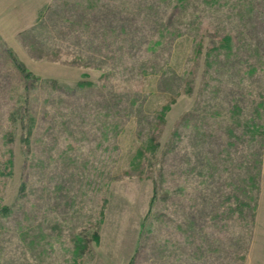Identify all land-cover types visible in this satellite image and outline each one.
<instances>
[{"label": "rangeland", "instance_id": "374dc122", "mask_svg": "<svg viewBox=\"0 0 264 264\" xmlns=\"http://www.w3.org/2000/svg\"><path fill=\"white\" fill-rule=\"evenodd\" d=\"M174 3L0 37V264H264V0Z\"/></svg>", "mask_w": 264, "mask_h": 264}, {"label": "crops", "instance_id": "0c3cea01", "mask_svg": "<svg viewBox=\"0 0 264 264\" xmlns=\"http://www.w3.org/2000/svg\"><path fill=\"white\" fill-rule=\"evenodd\" d=\"M51 2L52 0H0V37L7 43L16 45L19 31L38 23Z\"/></svg>", "mask_w": 264, "mask_h": 264}, {"label": "trees", "instance_id": "16d2710c", "mask_svg": "<svg viewBox=\"0 0 264 264\" xmlns=\"http://www.w3.org/2000/svg\"><path fill=\"white\" fill-rule=\"evenodd\" d=\"M189 1H190V0H175L174 5H175V6H178V7H179V6H183V5H186ZM217 1H219V0H217ZM250 5H251V3H250L249 1H245V2H243L242 7H243V8H248ZM221 41H222V45H223V44H226V45L228 46V45L231 44L228 35H224V36H223V40H221ZM167 109H169V105H165V106L162 108L163 112H164L165 110H167ZM22 110H23V112H25L24 107L22 108ZM162 110H161V113H160L161 115H162ZM173 131H174V130H173ZM153 142H154V143H152V144L150 145V147H148V148H150V150H151V147H152V146H153V149H154V147L156 146V144H158V142H156V140H155V137L153 138ZM143 152H144V149H143V148L140 149V151L138 152V156H141V155L143 154ZM10 173H11V172H9V174H10ZM23 182H24V181L21 180L20 185H19V187H20L19 193H20V194H21L22 189H23V187H24Z\"/></svg>", "mask_w": 264, "mask_h": 264}]
</instances>
